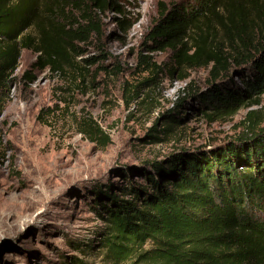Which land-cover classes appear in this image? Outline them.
Listing matches in <instances>:
<instances>
[{"label":"rangeland","instance_id":"374dc122","mask_svg":"<svg viewBox=\"0 0 264 264\" xmlns=\"http://www.w3.org/2000/svg\"><path fill=\"white\" fill-rule=\"evenodd\" d=\"M118 2L132 28H120L115 19L121 15H100L102 37L77 43L82 58L96 60L88 66L77 59L78 67L88 70L85 81L71 68L34 71L38 54L22 51L9 96L0 103V264H165L137 255L121 261L102 247L108 224L97 189L114 185L120 195L123 168H150L173 154L237 142L246 135L251 111H257L264 127V94L260 104L235 115H206L210 112L199 95L213 83H231L230 78L235 88L242 87L238 70L215 81L211 67L188 69V78L180 81L179 73L170 75L171 52L150 50L148 36L159 20L160 4L171 9L193 0ZM69 11L81 22L79 11ZM102 49L109 56L105 61ZM144 57L164 69L153 87L142 85L153 76L144 70ZM175 113L183 119L179 125L171 123L169 115ZM98 126L110 140L103 141ZM131 179L143 183L135 174Z\"/></svg>","mask_w":264,"mask_h":264},{"label":"trees","instance_id":"16d2710c","mask_svg":"<svg viewBox=\"0 0 264 264\" xmlns=\"http://www.w3.org/2000/svg\"><path fill=\"white\" fill-rule=\"evenodd\" d=\"M73 9L81 22L69 11ZM107 11L122 16L115 19L122 30L132 28L118 0H0V103L9 96L23 50L38 54L34 71L71 68L85 81L88 70L78 67L77 59L88 66L96 60L82 58L77 43L102 37L99 18ZM148 37L151 51L171 52L170 75L179 73L180 81L188 78V69L211 67L215 81L238 70L242 87L235 88L230 78L231 83H213L199 95L207 116H232L260 104L264 0H193L171 9L160 4L159 20ZM142 64L153 75L142 85L155 86L164 69L149 57ZM25 78L34 81L30 73ZM169 116L173 124L183 121L176 113ZM245 124L246 135L237 142L208 152L173 154L150 168H123L119 174L126 183L120 195L114 185L98 188L108 224L102 247L121 261L137 255L165 264H264V127L257 111L248 113ZM98 128L103 141L110 140ZM132 174L143 183L134 182ZM149 242L151 248L145 249Z\"/></svg>","mask_w":264,"mask_h":264}]
</instances>
